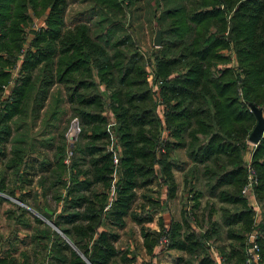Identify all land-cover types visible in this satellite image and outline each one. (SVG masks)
<instances>
[{"label": "trees", "instance_id": "obj_1", "mask_svg": "<svg viewBox=\"0 0 264 264\" xmlns=\"http://www.w3.org/2000/svg\"><path fill=\"white\" fill-rule=\"evenodd\" d=\"M93 1L104 15L96 31L86 23L66 26L68 0H0V99L14 82L8 99L0 100L1 157L7 156L11 145L5 169L18 173L26 154L34 151L27 141L54 86L64 87L71 108L64 127L55 128L59 130L55 166L38 182L45 201L48 197L63 201L62 212L48 215L41 206L33 207L66 237L38 220L45 226L42 234L50 235L45 245L54 260L138 264L136 257L116 248L118 236L112 231L123 229L130 217L142 227L149 254L167 236L163 252H185L190 259L186 264H215L209 241L217 225L210 222L211 213L199 223L194 212L200 199L194 183L205 182L211 194L219 192L220 201L237 207L227 224L242 226L237 234L229 232L237 246L222 255L225 264L245 263L247 237L254 230L262 234L258 243L263 263L264 137L253 155L255 194L263 217L259 225L241 192L247 179L248 139L257 123L253 106L264 114V0ZM142 2L147 22L162 32L163 40L148 55L139 52L132 25L124 28L133 8ZM29 11L49 14L47 28L35 34L25 50ZM20 59V71L13 79ZM159 107L164 118L158 115ZM107 112L114 118L112 125ZM74 119L81 132L67 165L66 132ZM175 149H185L193 164L184 178L183 221L172 223L167 231L160 223L161 231L156 232L145 224L165 206L147 189L158 181L167 188L168 199L175 197L171 160ZM4 174L1 193H6ZM141 190L147 192L138 204ZM8 193L14 197V192ZM204 220H209L207 226Z\"/></svg>", "mask_w": 264, "mask_h": 264}, {"label": "crops", "instance_id": "obj_2", "mask_svg": "<svg viewBox=\"0 0 264 264\" xmlns=\"http://www.w3.org/2000/svg\"><path fill=\"white\" fill-rule=\"evenodd\" d=\"M68 1L69 6L65 15L67 27L86 23L94 31L99 29L98 25L104 15L93 0ZM143 9V2L135 6L129 22L124 28L127 29L128 25L131 24L138 44L142 47H150V42H141L148 40L150 38L149 34L152 32V43L154 45V39L158 30L153 23L147 22L145 10ZM48 14L49 11L40 15L29 11L30 22L26 29L25 50L30 48L35 34L47 28L46 21ZM109 28V25L106 24L105 30L109 31ZM150 50L151 48H148V51ZM22 61L20 59L13 70V79L17 78ZM12 89L13 87H10L4 91L0 100H7L11 95ZM55 112L58 113L57 117L53 118L50 123L46 122L47 119L49 120L48 117ZM157 112L159 117L164 118L162 107H159ZM70 115L71 108L66 101L64 87L61 85L54 86L42 110L41 117L33 127L29 135L30 138L27 141L29 146H34V151H29L26 154L25 161L18 173L5 169L6 161L11 158V145H7L6 157L0 156V175L5 173L6 185V193L0 192V264H61L54 260L50 246L45 245L48 244L46 241H48L50 235L42 234L45 226L39 225L38 220L59 233L63 238L66 237L49 219L39 214L33 207L35 204L41 206L48 215H58L62 212L63 201L56 202L50 197L45 201L38 182L42 175L52 170L55 166L53 152L57 134L64 127ZM105 116L108 118L109 125L114 124V118L110 113L107 112ZM58 125L59 130H56L55 128ZM52 143L54 146H48ZM118 152H120V149H118ZM246 158L248 159V154L245 156ZM171 160L177 184L175 197L168 199L167 188L164 185H160L158 181L147 189L153 192V196L162 202L163 207L165 206V210L157 209L153 213V221L151 223L145 224V228L156 232L161 231L160 223H163L167 231L172 223L182 224L183 221L184 178L193 164L185 149L173 150ZM157 174L161 177L158 169ZM194 187L195 192L200 194L199 207L194 211L196 217L202 222L204 215H207V212L208 214L211 213L212 218L210 222L217 225L209 241L212 259L215 264H225L223 256L229 255L231 250L237 246L233 236L229 237V232L234 231L236 232L235 234L241 232L242 226L240 223H237L233 227L227 224L228 216L234 214L237 207L230 202L220 201L218 197L219 192L215 195L211 194L210 187L205 182H196L194 183ZM8 190L14 192V197L9 195ZM147 190H141L139 194L142 195ZM46 202L48 206H45ZM139 202L141 201L139 200ZM260 213L255 221L256 225H259L263 220L262 208L260 209ZM208 223L209 220H204L205 226ZM141 229L142 227L134 223L130 217L126 219V226L123 229L113 228V233L118 236L115 244L116 248L123 254L129 252L130 257H136L138 264H186L187 254L185 252L178 249L163 252L162 244L155 249L154 254H149L144 246ZM198 229L200 232L205 230Z\"/></svg>", "mask_w": 264, "mask_h": 264}, {"label": "built area", "instance_id": "obj_3", "mask_svg": "<svg viewBox=\"0 0 264 264\" xmlns=\"http://www.w3.org/2000/svg\"><path fill=\"white\" fill-rule=\"evenodd\" d=\"M148 70H149V81L153 82L154 74L152 72V68H149ZM13 86H14V82L12 81V82H10V84L8 86L5 87V91L8 88L13 87ZM154 90L158 94V86H155ZM80 132H81V127H80L78 119L72 120L70 127H69V130L66 133L67 143L70 147L68 150L67 157L65 159V164H67V165H69L71 162V158L73 156L72 148H73L74 143L76 142ZM165 135H166V132H165ZM250 145H251V147L249 148V150L246 153V156L248 154V159L246 158V160H245L246 161V168H247V179H246V183H245L241 193L249 202L250 207L254 210L255 221H256L259 214H261L260 213L261 206L257 202L256 194H255V187L258 184V178H257V174L255 172V169L253 167V155H254V151H255L257 145H253L251 143H250ZM114 162H115V164H117L119 162L118 153H115ZM117 180H118V177H117V175H115L113 186L110 189L112 194L115 191V184H116ZM260 237H262V234L256 230H254L252 233H250L248 235L247 245H246L247 257H246L244 264H262L261 247H260V244L258 243V239ZM161 244H162V246H164V244H167V236L162 239Z\"/></svg>", "mask_w": 264, "mask_h": 264}, {"label": "water", "instance_id": "obj_4", "mask_svg": "<svg viewBox=\"0 0 264 264\" xmlns=\"http://www.w3.org/2000/svg\"><path fill=\"white\" fill-rule=\"evenodd\" d=\"M162 44H163L162 32L158 30L156 33L155 39H154V46L156 48H160ZM252 111L255 114L257 123H256L255 128L251 132L248 140L251 144L258 145L260 141L262 140V138L264 137V114L261 109L255 106H253Z\"/></svg>", "mask_w": 264, "mask_h": 264}, {"label": "rangeland", "instance_id": "obj_5", "mask_svg": "<svg viewBox=\"0 0 264 264\" xmlns=\"http://www.w3.org/2000/svg\"><path fill=\"white\" fill-rule=\"evenodd\" d=\"M133 33L135 34V32L133 31ZM145 35H147V34H145ZM150 35V38L148 39V40H145V41H143V42H141V43H151L150 44V47H147V46H144V47H142L141 45H139L138 44V40L136 39V37H134L135 38V40H136V43H137V47H138V49H139V52H141L142 54H145V55H148V54H150V53H152L154 50H155V46L153 45V43H152V36H153V34H152V32H151V34H149ZM148 48H151V50L150 51H148ZM145 192H147V191H145ZM139 193H141V192H139ZM139 196V200H140V196H141V194H139L138 195ZM140 202L138 201V204H139ZM199 223H200V220H199ZM187 260H190L189 258L187 259Z\"/></svg>", "mask_w": 264, "mask_h": 264}]
</instances>
